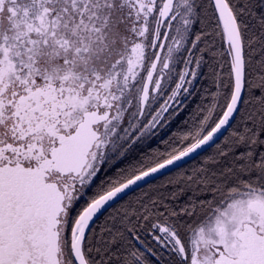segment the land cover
Returning a JSON list of instances; mask_svg holds the SVG:
<instances>
[{"label":"snow or ice","instance_id":"6c2138e0","mask_svg":"<svg viewBox=\"0 0 264 264\" xmlns=\"http://www.w3.org/2000/svg\"><path fill=\"white\" fill-rule=\"evenodd\" d=\"M0 264H264V0H0Z\"/></svg>","mask_w":264,"mask_h":264}]
</instances>
